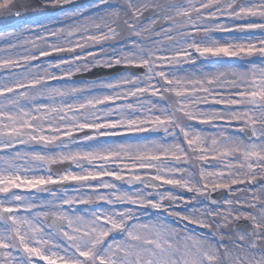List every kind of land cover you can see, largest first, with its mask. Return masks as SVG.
<instances>
[{"label": "rangeland", "instance_id": "374dc122", "mask_svg": "<svg viewBox=\"0 0 264 264\" xmlns=\"http://www.w3.org/2000/svg\"><path fill=\"white\" fill-rule=\"evenodd\" d=\"M5 1L7 0H0V4L2 5ZM47 1L67 3L74 0ZM78 1L84 7L63 13L55 18L38 20L15 33L0 34V66L3 61L12 62L29 58L37 53L62 46L79 47L80 56H87L83 60L78 56L76 60L72 61L74 62L72 66L76 69L93 62L106 64L119 60H132L144 61L148 65L150 64V72H156L158 63H179L174 68V80L178 83L180 79V83L173 87L177 94L185 97L179 101L180 109L185 113L198 112V114L208 117L215 115L211 107L213 104H208L206 102L208 96L204 97L201 92L207 90L206 85L211 78L205 75L209 71L204 69V63H200L199 60L202 56L207 55L205 51H208L212 58L236 59L235 64L217 65L220 69L213 72V74H220L222 78L223 76L225 78H223L225 81H221L219 84L220 89L234 88L236 110L219 109V115L216 117L235 118L233 122L235 125H233V129L228 126L224 127L225 144L219 142L217 146L211 145L208 152L219 151L220 153L221 150H226L224 159L232 160L234 167L238 164L234 171L240 172L239 178H250L252 166L248 157L251 155L246 145L248 141L240 137L242 136L240 128L249 126L254 108L256 116L261 118L264 115V64L255 65L245 61L260 53L258 48L253 46L257 39L250 34L252 29H255L252 25L253 21L249 20L251 24L249 28H242L239 31H236V22L242 21L238 19L245 17L250 12L249 7L252 8V6L246 1L245 6L236 9V0H95L90 4L82 2L85 0ZM91 9L95 12H91ZM83 13H86V16L83 17ZM255 14L264 21V10H259L258 7ZM87 29L89 30L87 31ZM247 32L249 34H246ZM202 39H205L206 45L201 42L198 43ZM12 40L24 42L25 46L22 49H17L14 53H8L6 42ZM90 48L93 49V52L90 51ZM191 50L196 51L195 55L189 53ZM261 52L264 53V47L261 48ZM183 61L191 65L184 67ZM24 64L22 61V65ZM193 64L194 66H192ZM52 65L53 63L45 65L41 70L42 73L53 76L73 70H60L59 67ZM245 66H247L246 69ZM23 72H27V75H24ZM23 72H17L16 80L6 83L5 87L16 85L19 82H37L35 77L38 72L34 74L29 68ZM160 72L164 73L162 70ZM197 77L203 78V83L197 85L195 82ZM35 85L33 84V87ZM219 88L218 99L221 92ZM63 92L69 93V90L64 86L62 88L54 86V88L48 89L45 93L48 106L64 105L69 101L68 98L63 100L66 96V94L61 96ZM79 98L76 99L79 102L101 103L100 98L91 95H82ZM158 107L163 112L166 110L164 106ZM14 114L17 120L22 118L20 112L14 111ZM129 120H131L130 117L126 122ZM232 132L236 133V139L231 138ZM192 141L197 142L194 135H192ZM175 146L176 143L174 148ZM94 147L104 146L94 145ZM150 148L145 146L147 150ZM236 149L240 150L241 157L236 155ZM81 150L84 151V148ZM181 161L187 162V159L183 158ZM199 161L198 166L201 167L202 163L206 161L205 156L199 155ZM210 165V163H206L204 168ZM195 168L196 166L190 165L188 169H183L182 172L190 176L191 171H194ZM179 174L171 166H167L161 172V178H177ZM244 188L250 189L249 186ZM261 193L264 195V185ZM262 199L264 200V197ZM189 210V221L196 222L194 210L192 208ZM85 222L93 223L89 217L86 218ZM165 224L159 225L157 222H153L152 224L135 225L132 228V235L142 239L141 242L139 241L140 245L130 241L129 249L126 250V243L120 244L119 242L106 249L104 257L101 259L110 255L112 264H169V258L173 259L176 264H206L207 258L209 262L215 263L216 248L209 249L206 258H204L199 254L200 244L183 233L188 232V230L183 229L181 224ZM224 228H230L229 224L225 223ZM146 231L148 236L144 238H149V240L143 238ZM230 233L234 234L232 230ZM45 236L48 237L49 235L45 234ZM180 239L187 240L190 245L188 247L183 246L181 243L187 241H180ZM238 240L240 239H236V241ZM260 241L262 240H256L255 246H258ZM202 242L204 243V241ZM52 246V244L45 243L43 248L47 249ZM155 247L157 249H153ZM230 247V250H236V245L231 244ZM178 248L184 250L178 252ZM171 253L174 254L170 256ZM147 258H150L149 262L146 261ZM232 258L229 255L228 260ZM256 259V255L252 254L245 260L255 261ZM258 263L259 261L256 262V264Z\"/></svg>", "mask_w": 264, "mask_h": 264}, {"label": "water", "instance_id": "95a60500", "mask_svg": "<svg viewBox=\"0 0 264 264\" xmlns=\"http://www.w3.org/2000/svg\"><path fill=\"white\" fill-rule=\"evenodd\" d=\"M12 6H13V7H17V5H16V4H13ZM27 16H28V15H25V17H27Z\"/></svg>", "mask_w": 264, "mask_h": 264}, {"label": "bare ground", "instance_id": "6f19581e", "mask_svg": "<svg viewBox=\"0 0 264 264\" xmlns=\"http://www.w3.org/2000/svg\"><path fill=\"white\" fill-rule=\"evenodd\" d=\"M15 46H17V47H18V46H20V44H19V43H17V44H15ZM35 63H36V62H35ZM33 66H34V65H33Z\"/></svg>", "mask_w": 264, "mask_h": 264}]
</instances>
